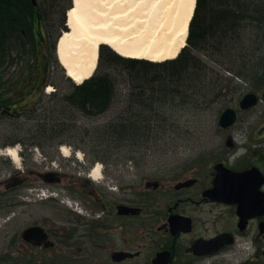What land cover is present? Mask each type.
<instances>
[{
  "label": "flooded vegetation",
  "instance_id": "1",
  "mask_svg": "<svg viewBox=\"0 0 264 264\" xmlns=\"http://www.w3.org/2000/svg\"><path fill=\"white\" fill-rule=\"evenodd\" d=\"M39 11L33 32L49 65L54 42ZM253 84L255 108L264 103V80ZM235 125L219 126L228 134L196 160L155 167L136 182L129 173L141 170L135 162L92 151L22 147L17 160L0 155V172L3 165L7 171L0 177V220L7 202L6 223L41 204L44 218L19 227L13 237L24 251L55 248L57 243L45 248L24 240L26 227L40 225L50 239L62 238L64 252L80 264H264V118L242 136L244 144L229 132Z\"/></svg>",
  "mask_w": 264,
  "mask_h": 264
},
{
  "label": "trees",
  "instance_id": "2",
  "mask_svg": "<svg viewBox=\"0 0 264 264\" xmlns=\"http://www.w3.org/2000/svg\"><path fill=\"white\" fill-rule=\"evenodd\" d=\"M36 1L34 4L32 0H0V105L4 107L16 104L24 94H32L27 78L23 76L20 80H26L22 90L11 81L12 77L6 79L5 75L14 61L11 55L14 49H19L20 54L28 50L36 54L33 28L35 17L42 15L39 9L44 6L43 1ZM249 23L259 27L264 24V0H196L187 44L175 58L152 61L126 57L102 44L98 65L89 78L78 84L68 77L72 90L63 94L62 115L74 119L77 129L96 139L93 144L86 142L83 147L86 151L106 154L105 148L94 145L97 141L151 139L170 129L177 106L199 107L201 96L219 92L221 70L210 66L204 56L218 65L226 62L228 71L246 76L235 71L230 61L237 55L235 50L241 32ZM256 39L263 44L260 35ZM37 66L31 69L33 76L37 78L47 73L43 62L41 67ZM257 73L263 80L264 60L259 63ZM76 112L86 117L104 118L80 126L73 117ZM68 125L73 127L63 120L62 131ZM17 141L20 142L12 143Z\"/></svg>",
  "mask_w": 264,
  "mask_h": 264
},
{
  "label": "rangeland",
  "instance_id": "3",
  "mask_svg": "<svg viewBox=\"0 0 264 264\" xmlns=\"http://www.w3.org/2000/svg\"><path fill=\"white\" fill-rule=\"evenodd\" d=\"M41 1L44 5L45 25L51 35L50 41L56 42L61 33L68 29L62 22V18L66 19V10L72 5V0ZM243 30L235 50L237 55L230 61V66L235 71L243 72L246 76H239L237 73L228 71L226 62L218 65L208 56H204L210 66L221 70L220 74L223 78L219 83L221 87L219 92L214 95L206 93L201 96L202 104L199 107L177 106L170 120V124H173L170 129L151 139L136 142L100 143L97 141L94 145H101L106 149V154L98 153L97 155L117 162H135L131 165L141 167V170L130 169L131 182L138 181L139 174L148 176L155 167L171 168L179 166L180 163L191 162L210 151L211 146L217 145L221 140L219 135L228 134V131L221 130L218 125L221 112L228 106L235 107L239 111L238 121L229 132L237 135L240 144H244L246 138L242 136L251 133L257 119L264 118V103L246 111L239 109V100L245 93L257 92L258 86L253 84V80L258 74L259 63L264 60V24L259 27L255 23H249ZM258 35L263 38V44L257 41ZM28 51L20 54L19 49H14L11 54L14 61L8 67V73L5 75L6 79L12 77L11 81L22 90L26 80L23 82L20 80L23 79V76L27 78V84L32 86V94H24L16 104H10L8 109L14 113L13 115L0 111V150L17 145L34 150L39 145L38 149L41 150H61V146H68L70 149L83 151L87 141L93 144L96 139L77 129L74 119H67L62 115L63 94L71 91L72 86L56 52L50 53V66L47 73L36 78L31 73V69H33V65L41 67V53L46 54V51L39 43H37L36 54ZM48 87L53 88L51 92L46 91ZM73 117H76L77 124L80 126L95 123L104 118L103 116L86 117L79 112H76ZM63 120H67L73 127L68 125L67 129L62 131ZM14 140H20V142L12 143ZM0 155L8 158L3 153ZM5 174L7 171L3 165L0 177ZM8 204L9 202L3 205L1 210L0 264H80L77 256L64 252L62 238L55 240L57 246L52 249L22 250L17 237H13V232L19 227H23L24 224L44 218L43 208L41 204L34 203L26 214L6 223L5 219L11 211ZM54 223L59 224V222Z\"/></svg>",
  "mask_w": 264,
  "mask_h": 264
},
{
  "label": "bare ground",
  "instance_id": "4",
  "mask_svg": "<svg viewBox=\"0 0 264 264\" xmlns=\"http://www.w3.org/2000/svg\"><path fill=\"white\" fill-rule=\"evenodd\" d=\"M195 5L196 0H72L68 29L58 37V60L67 76L80 83L93 74L102 44L126 57L175 58L187 43ZM18 150L13 146L3 151L17 160ZM100 171L98 164L94 175Z\"/></svg>",
  "mask_w": 264,
  "mask_h": 264
},
{
  "label": "water",
  "instance_id": "5",
  "mask_svg": "<svg viewBox=\"0 0 264 264\" xmlns=\"http://www.w3.org/2000/svg\"><path fill=\"white\" fill-rule=\"evenodd\" d=\"M36 3V0H32ZM68 21H66V24ZM258 102V96L250 91L247 92L240 100L239 107L241 109H249L256 105ZM238 114L237 110L234 107L228 106L226 107L220 116L219 124L223 128H227L232 126L237 120ZM229 142V140H228ZM23 238L27 242H31L35 245H43L45 248H50L55 245V242L50 239L49 234L45 231V229L40 225H31L24 229ZM117 255V256H116ZM116 259L124 257V255L115 254Z\"/></svg>",
  "mask_w": 264,
  "mask_h": 264
},
{
  "label": "clouds",
  "instance_id": "6",
  "mask_svg": "<svg viewBox=\"0 0 264 264\" xmlns=\"http://www.w3.org/2000/svg\"><path fill=\"white\" fill-rule=\"evenodd\" d=\"M243 151V149H241V152ZM239 154V153H238Z\"/></svg>",
  "mask_w": 264,
  "mask_h": 264
}]
</instances>
